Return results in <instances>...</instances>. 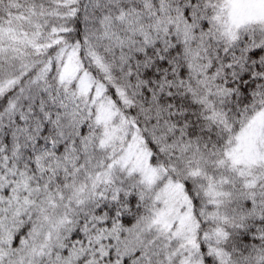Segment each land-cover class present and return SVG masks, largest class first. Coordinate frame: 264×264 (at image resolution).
<instances>
[{
    "label": "snow or ice",
    "instance_id": "1",
    "mask_svg": "<svg viewBox=\"0 0 264 264\" xmlns=\"http://www.w3.org/2000/svg\"><path fill=\"white\" fill-rule=\"evenodd\" d=\"M0 264H264V0H0Z\"/></svg>",
    "mask_w": 264,
    "mask_h": 264
}]
</instances>
